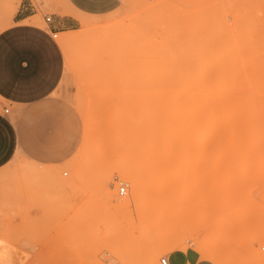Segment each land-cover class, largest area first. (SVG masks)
I'll list each match as a JSON object with an SVG mask.
<instances>
[{"label": "rangeland", "instance_id": "obj_1", "mask_svg": "<svg viewBox=\"0 0 264 264\" xmlns=\"http://www.w3.org/2000/svg\"><path fill=\"white\" fill-rule=\"evenodd\" d=\"M37 1L50 14L62 8ZM19 2L0 0V31ZM25 21L46 27L40 14ZM55 40L64 55L58 92L79 116L81 139L62 162L16 153L0 166V264H144L143 225L160 211L145 193L116 205L130 196L122 173L138 176L142 190L158 174L136 161L162 124L155 182L167 184L174 208L165 205V222L198 232L217 264H264V0H127ZM193 78L211 82L209 108L161 109ZM203 131L210 137L199 146ZM186 244L158 264L180 254L184 264L209 261Z\"/></svg>", "mask_w": 264, "mask_h": 264}, {"label": "crops", "instance_id": "obj_2", "mask_svg": "<svg viewBox=\"0 0 264 264\" xmlns=\"http://www.w3.org/2000/svg\"><path fill=\"white\" fill-rule=\"evenodd\" d=\"M126 2L62 0L60 11L50 14L37 0H20L11 23L0 31V166L16 153L35 163H59L74 152L81 124L72 105L58 92L64 55L52 33L73 30L79 18L105 15ZM38 14L42 19L51 15L46 27L25 21ZM5 103L8 112H4ZM187 259L180 254L169 260L184 264ZM192 264L212 263L199 259Z\"/></svg>", "mask_w": 264, "mask_h": 264}, {"label": "bare ground", "instance_id": "obj_3", "mask_svg": "<svg viewBox=\"0 0 264 264\" xmlns=\"http://www.w3.org/2000/svg\"><path fill=\"white\" fill-rule=\"evenodd\" d=\"M68 36H69L68 38L69 43H74L80 38L79 34L71 35V37L70 35ZM67 46L64 48H67ZM181 90H182L181 92H178L177 94H174L172 97L167 99L161 105V109H165L166 111H168V113H179L181 111H197L199 109L201 111V109L203 108H206V107L209 108L208 105H210L209 104L210 100L208 101V99L212 94V85L210 81L198 80L196 78H193L189 81V84L184 86ZM156 127L159 130H156L155 128V132L153 131L150 133L151 137L147 143L146 148H144L143 151H139L138 153L139 158L136 161V168L139 170H142V167H144L145 169L146 167L149 168L152 165L154 166V169L158 171L157 173L159 174V178H160V176L162 175L160 171L162 157L160 155L161 150L157 149L155 143H156L157 135L164 133V124H162L161 126L157 125ZM208 137H210L209 133L206 131H203L199 135L198 139L196 140V143L199 146H203L206 140L209 139ZM158 174H156L155 178L157 177ZM122 175L128 177V180L130 183V196L124 198L119 203H117L116 206L119 209L121 210L125 209L131 204V202L139 201L143 193H145V195L151 198L150 203H151L152 208H155L156 210L160 211L159 220L147 222L146 224L143 225L145 227L144 234L146 235L148 239L147 249L145 251V254L143 253L144 254V257H143L144 264H158L159 254L161 252H164L166 249L167 250L178 249V250L185 252L187 248L186 242L189 240H191V244H193L192 249H195L200 254V256H203L206 259H208L210 262L217 264L216 255L212 250H209L208 242L207 241L196 242L195 240L196 238L194 237V235L195 234L197 235L198 232L196 233L191 232L192 230L189 231L188 228L186 230L185 225L178 223L179 220L178 221L170 220L169 222H165L166 218H165V213H163V211L165 209V205L167 207V202H168V201H165V198L168 193V187L166 186L167 185L166 183H162V182L156 183L158 181V178H157V181L155 182V178L154 180H151V176H148V181L144 187V190H142L140 179L138 176H134V175L132 176L131 174H126V173H122ZM172 209L167 207V210H172ZM169 214L170 213H168V215ZM174 215H175V212L173 216ZM188 225L189 223H187V226ZM195 228L197 230L200 229V227H195ZM201 228H203V226ZM5 251L7 252L5 242L2 239H0V254L4 255ZM133 255L134 254H132V256ZM123 257L124 256L121 253L120 258H121V261L124 263ZM11 262L13 261H9V264Z\"/></svg>", "mask_w": 264, "mask_h": 264}, {"label": "built area", "instance_id": "obj_4", "mask_svg": "<svg viewBox=\"0 0 264 264\" xmlns=\"http://www.w3.org/2000/svg\"><path fill=\"white\" fill-rule=\"evenodd\" d=\"M44 22L48 23L51 21V15L50 14H45L43 16ZM52 37H57V33L54 32L52 33ZM4 112H8V107L4 108ZM126 192V184L124 182L119 183V194L123 195ZM159 264H171L169 261V258L166 256H162L159 258Z\"/></svg>", "mask_w": 264, "mask_h": 264}]
</instances>
